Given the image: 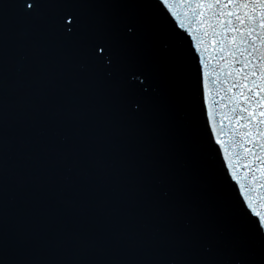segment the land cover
<instances>
[{
	"label": "water",
	"instance_id": "95a60500",
	"mask_svg": "<svg viewBox=\"0 0 264 264\" xmlns=\"http://www.w3.org/2000/svg\"><path fill=\"white\" fill-rule=\"evenodd\" d=\"M75 2L0 0V264H264L260 5Z\"/></svg>",
	"mask_w": 264,
	"mask_h": 264
},
{
	"label": "snow or ice",
	"instance_id": "6c2138e0",
	"mask_svg": "<svg viewBox=\"0 0 264 264\" xmlns=\"http://www.w3.org/2000/svg\"><path fill=\"white\" fill-rule=\"evenodd\" d=\"M167 0H159L160 5L166 4ZM236 0H229V3H235ZM247 3L248 0H245ZM253 3V7L256 3L260 5V15H261V27L264 28V0H251ZM26 4V6H25ZM9 5L5 3L0 8H6ZM16 8L21 16L25 18H38L43 15L45 9L50 7H58V8H67L71 9L77 6L75 0H31V2H27V0H13L11 5ZM67 21V22H65ZM75 21V22H73ZM56 25L58 28L64 33L66 36H73L77 31V24L79 23V18L75 15L73 11H64L60 14L56 21ZM131 31V29H129ZM103 45V47H101ZM89 46V54L91 59L98 63L102 64L104 62V56L101 58L95 54V50L98 48L100 52H104L105 49L109 51L111 45L108 41L96 42L94 40L88 41ZM111 62V61H110ZM264 115V113H262ZM259 215V214H257ZM260 225L259 230L264 232V216L259 217Z\"/></svg>",
	"mask_w": 264,
	"mask_h": 264
}]
</instances>
